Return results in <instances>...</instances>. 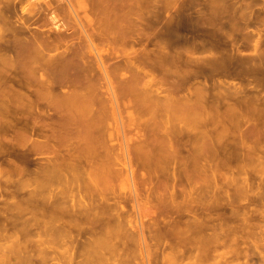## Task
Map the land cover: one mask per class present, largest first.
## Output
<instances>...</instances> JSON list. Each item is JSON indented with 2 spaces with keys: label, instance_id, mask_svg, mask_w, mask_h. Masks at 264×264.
Instances as JSON below:
<instances>
[{
  "label": "bare ground",
  "instance_id": "obj_1",
  "mask_svg": "<svg viewBox=\"0 0 264 264\" xmlns=\"http://www.w3.org/2000/svg\"><path fill=\"white\" fill-rule=\"evenodd\" d=\"M30 1L23 6L19 0H0V264H131L139 253L145 259L143 226H131L127 205L137 211L159 210L153 223L157 236L163 231L164 236L169 225L167 209L178 216L167 231L186 233L181 214L190 182L206 186L215 168L241 161L242 155L253 157L256 143L264 139V44L255 43L251 55L244 56L242 40L250 36L243 35L241 42L234 37L241 30L261 36L257 27L249 30L259 18L252 10L259 0H161L178 3L168 18L155 6L157 0L150 11L155 39L140 41V49L134 48L133 38L138 0H117V11L102 8L104 0H90L82 16L77 0ZM41 9L44 23L33 25ZM101 12L103 21L96 17ZM68 15L79 29L77 45H70L75 48L67 46L65 37L74 29ZM49 25L54 38L42 33ZM128 46L126 65L133 73L117 86V63L110 66L104 55H117ZM199 51L209 56L195 57ZM136 55L152 65L131 62ZM222 72L235 82L222 80ZM131 127L135 133L127 136L125 129ZM250 140L253 148L246 145ZM34 156L40 161H33ZM202 222L188 228L209 224ZM213 237L179 243L185 245L181 255L195 251L193 264L207 261L224 239ZM250 238L247 232L246 257L251 264H264V250Z\"/></svg>",
  "mask_w": 264,
  "mask_h": 264
},
{
  "label": "rangeland",
  "instance_id": "obj_2",
  "mask_svg": "<svg viewBox=\"0 0 264 264\" xmlns=\"http://www.w3.org/2000/svg\"><path fill=\"white\" fill-rule=\"evenodd\" d=\"M25 1H27V0H25ZM25 1L23 0V1H21V0H19V2H23L22 4H23V6H25L26 5V3H25ZM31 1H33V0H31ZM30 1V2H31ZM73 1H75V0H73ZM78 2H79V4L81 3V7L79 8V13H80V15L82 16V11H84L83 9H87V10H89V8H90V0H77ZM105 2H104V5L105 6H102V8L104 7V9L105 8H109V10H111V9H114V11L116 10L117 11V0H112V2H111V0H104ZM107 1V2H106ZM108 1H110V2H108ZM139 1V7H137L136 8V12H135V15L133 16V21L135 22V25H136V28H135V30H134V32H133V38L137 41V43H136V45L134 46V48L135 49H140V46L138 45V43L141 41L142 43H144L145 41H146V38H148V37H150L151 38V40H153V39H155L154 37H152L151 36V34L154 32V29H153V26H152V23H151V18H150V11L152 10V8H153V6H154V4H155V2L157 1V0H138ZM262 1H264V0H259V2L255 5V6H253L252 7V10H253V12H254V14L255 15H259V18L257 19V20H255V18H254V20H253V27H250L249 28V30H254L255 29V27H257L258 29H260V30H262V32H261V36L260 37H258L256 34H252L251 32H249V31H246V30H241V31H239V32H236L235 34H234V37L237 39V41L239 42H241V40H242V36L243 35H249L250 37H249V39L247 40V41H245V40H242L243 41V43H245L246 45H247V48L246 49H240V54L241 55H244V56H248V55H251V52H252V50H253V47H254V45H255V43H257V42H259L260 44H264V3H262ZM158 2H159V4H155V6L156 7H161L162 8V16L164 17V18H168L169 16H173L176 12H177V10H178V3H175L176 1H173V2H169V3H165L164 2V4H162V2H161V0L159 1L158 0ZM21 3H19V4H21ZM25 3V4H24ZM60 3H62V2H60ZM18 4V5H19ZM22 4L21 5H19V6H17V8L18 9H20V6L22 7ZM58 4V3H57ZM75 4V3H74ZM116 4V5H115ZM28 5V4H27ZM85 8H84V7ZM83 7V8H82ZM38 7H36V9H37ZM82 8V9H81ZM111 8V9H110ZM17 9V10H18ZM67 11V10H66ZM103 11V10H102ZM18 12H20V10H18ZM45 12H43L42 11V9L41 10H39L38 11V16H37V19H36V17H34V21L33 20H31L32 21V23L33 22H35V20H36V24L35 23H33V25H36V26H42L43 25V23H44V20H45V14H44ZM88 13H90V17H92V14H91V12H88ZM42 14V15H41ZM67 14V13H66ZM99 17H98V16ZM41 16V17H40ZM68 17V24L69 25H71L72 27H74L73 26V24H75V21H74V19H73V17L72 18H70L71 16L70 15H68L67 16ZM94 17H95V15H94ZM96 17H98V18H100V17H102L101 19H102V21H103V18H104V16H103V12H101L100 13V15L99 14H96ZM71 19V20H70ZM73 20V21H72ZM40 21V22H39ZM40 23H42L41 25H39ZM84 23H85V21H84ZM49 27H50V25L49 26H47V27H43V30H44V32H42L43 34H46V35H48L49 37H52V38H54V36H55V34L54 33H52L51 31L52 30H50L49 29ZM77 26H75L74 27V29H72L71 31H69V33H66L65 34V37H67V40H68V44H67V46H70V45H72V43H75L76 44V42L78 43V41L76 40L77 39V34H79V29L77 30V28H76ZM46 29V30H45ZM76 29V30H75ZM74 30H75V32H74ZM54 32V31H53ZM42 33H40V34H42ZM76 33V34H75ZM50 34V35H49ZM52 35V36H51ZM67 35V36H66ZM76 37H75V36ZM75 44H73V45H75ZM77 45V44H76ZM73 46V47H71V48H75V47H77V46ZM70 48V49H71ZM149 48L151 49V46H149ZM63 49V48H62ZM62 49H60L59 51H61ZM188 49V48H187ZM128 52H130V47L128 46V47H126V49H125V51L124 52H121V51H119V50H117V55H114V54H112V55H104V57H105V60L107 61V63L110 65V66H113L115 63H117V86H119V85H124V80L127 78V76L129 77L130 76V74H132L133 73V71H131V70H129V68H127V65H126V61H127V58H128ZM51 53L52 54H56L57 53V51H51ZM205 56H209V53H203L202 51H199V52H197L196 53V55H195V57H199V58H202V57H205ZM90 59H92V58H90ZM131 62H133V63H137V62H143V64H142V67L143 66H148V67H150L151 65H152V61L150 60V59H144V57L142 56V55H136L135 57H133L132 58V60H131ZM158 70V73L160 74V75H162L163 74V71H164V68H158L157 69ZM219 77V76H218ZM124 79V80H123ZM221 79L222 80H225L228 84L229 83H232V82H235L234 80H233V78L228 74V73H223L222 72V74H221ZM237 81V80H236ZM168 82L169 81H167L166 82V86H169V84H168ZM64 90H65V88H63L62 89V91L64 92ZM130 110H134L135 111V107H133V108H129L128 109V111H130ZM126 112L124 111V113L122 114L123 115V119L125 120L126 119V114H125ZM142 119H146V117H143ZM123 120V121H124ZM109 122L111 123L112 121L111 120H109ZM123 123H125L126 124V120L123 122ZM126 130V133H128V135L127 136H133L132 134H134L135 133V130H134V128L133 127H131V128H128V129H125ZM237 136H235V138H236ZM233 138V137H232ZM231 138V136H229V141H231L230 139H232ZM239 138V137H238ZM238 138H236V139H238ZM251 141V140H250ZM131 144H133V142H130ZM129 143V144H130ZM249 145V144H251L252 145V147L251 148H253V144H254V142L252 143V141L251 142H248V143H246V145ZM257 144V146L255 147V148H257V150H256V153H254V155H253V153H252V155L251 156H253V157H250L249 158V156H247V155H242V157H243V159L241 158V161L240 160H233V161H231L230 162V165L232 166H230L229 164L227 165V167H221V168H215L214 170L216 171V174H215V172H214V174H215V176L211 179V181H208V184L207 185H209V183H210V187H207V185L206 186H204V183H203V181H201V182H199L198 183V181H195V182H192L193 183V185H192V183L190 182V185L191 186H193V187H191L190 185L189 186H187V188L186 189H188V192H186L187 194H185V196H184V201H185V204H183L184 205V207L186 208L185 209V211L183 212V214H181V221H183V225L184 226H186L187 228H185L183 225H182V227H181V229L182 230H184V228H185V231H186V233L185 232H183V233H176L175 231H174V234H173V232H169L172 228V226H173V224L175 223V221H177L178 220V216L176 215V214H174L172 211L170 212V209H167V210H165V213L167 214H164V216L166 217V220H167V222H168V226H165V228H164V230H165V235L163 236V233H164V231H163V233H162V236H157V234L155 233V229L156 228H154V220L157 218V216H158V214H159V210H153V212H152V209H148V210H135V209H133L132 208V206H131V204H128L127 205V210H128V213H127V217L129 216V220L131 221V226H135L136 227V225L137 226H139L140 225V223H142V231H143V233H144V237L146 238L145 240H146V244L148 245L147 246V250H148V252L147 253H149V254H147V258H146V256H144V258L145 259H143V258H141V256L139 257V255H140V253L139 254H137V252H136V250H138V249H136V247H135V253L137 254V257L139 258V261H138V258H136V256L134 257V254H133V257L135 258L134 260H133V264H136V263H138V264H173L174 262H175V264H193V263H195L196 261V259H194V258H192L191 256H193V254H194V256H196L195 255V251H193L192 253H187L186 255H187V257H186V255L184 256L183 255V253H182V255H181V252H183L185 249H183L184 248V246L185 245H183V247L181 246L183 243L185 244V242H183V241H187L188 243L190 242V241H197V240H202V241H205L204 239H208V237L209 238H211L212 237V239L214 238L213 236H216V240H218L219 238L220 239H223V242H221L222 240H220V242H219V240L217 241V243L218 244H220V243H222V246H221V248H218V246H217V251H218V249H219V251L218 252H215V254H211L213 251H211L210 252V255H212L213 257H211L210 258V256H208V259L210 258V260L208 261V259L206 258V260L207 261H205V259L204 260H202V261H200V262H204L205 264H210V263H214V264H228V262L231 260V259H229V258H232L233 257V254H234V257H236L235 258V260H234V257H233V261L231 260L230 262H232V263H230L229 262V264H235L234 262H236V264H239V263H241L242 261V263L241 264H251V262H249L250 261V259H249V257H246L247 255L249 256V252L247 251L248 250V245L247 244H249V243H247L246 244V240H245V236H246V233L247 232H249L250 233V236H251V238H250V241H252V239H253V241H255V243L257 244V245H259V248L261 249V250H264V249H262V247H264V221H262V220H264V219H262V217H264V203H261L262 201H264V200H261V198L262 199H264V196H262V195H264V167H262V166H264V150H262V149H264V148H262V147H264V146H262V145H264V139H261L260 140V142H258V143H256ZM255 144V145H256ZM262 146V147H261ZM249 147V146H248ZM247 146H245V148H247L248 150L250 149V148H248ZM244 148V150H246ZM259 150H261V152L259 151ZM252 151V150H251ZM255 152V151H254ZM245 154V153H244ZM259 156H258V155ZM261 155V156H260ZM246 156V157H245ZM36 156H34L33 157V161H36L37 159H38V161H40V159L39 158H35ZM256 157H258V158H256ZM261 157V158H260ZM245 158V159H244ZM246 158H247V161H246ZM253 159H254V161H253ZM256 159V160H255ZM251 160V161H250ZM235 161V162H234ZM244 161V162H243ZM258 161H260V162H258ZM246 162V163H245ZM255 162H257V163H255ZM262 162V163H261ZM259 163V164H258ZM258 166H257V165ZM243 165V166H242ZM237 167H239V168H237ZM240 167H241V169H240ZM244 168V170H243V168ZM243 170V171H242ZM255 170V171H254ZM259 170H260V172H259ZM240 172V173H239ZM242 172H244V173H242ZM257 172V173H256ZM242 173V174H241ZM241 174V175H240ZM239 175V176H238ZM232 177V178H231ZM231 178V179H230ZM215 179V181H212V180H214ZM229 180V181H228ZM233 180V181H232ZM237 180V181H236ZM120 181H122V180H120ZM231 181H232V183L234 184H231ZM123 182V181H122ZM238 182V183H237ZM118 183H121V182H118ZM194 183L195 184H198V186L197 185H194ZM207 183V182H206ZM229 185H228V184ZM201 184H202V187H201ZM119 185H121V186H123V187H125L124 185H122V184H118L117 186L119 187ZM199 185H200V187H199ZM196 186V187H195ZM123 187H121V188H123ZM198 187V188H197ZM243 187V188H242ZM259 188H261L262 190H257V189H259ZM190 189V190H189ZM194 189V190H193ZM235 189H239V191L237 190H235ZM118 190H120V188L118 189ZM200 190H202V191H200ZM204 190V191H203ZM251 190V191H250ZM187 191V190H186ZM192 191H195L194 193L192 192ZM197 191H200L199 193L197 192ZM240 191H242V192H240ZM261 192V194H260V192ZM192 192V193H191ZM205 194H203V193ZM236 192V193H235ZM240 192V193H239ZM245 192V193H244ZM257 192H259V193H257ZM189 193V194H188ZM198 195H200V196H198ZM257 193V194H256ZM193 194V195H192ZM195 194H196V196H195ZM202 194V195H201ZM242 194H244V195H242V197H241V195ZM191 195V196H190ZM218 195V196H217ZM235 195H237V196H235ZM259 195H261V196H259ZM188 196V197H187ZM186 197V198H185ZM189 197H190V199H189ZM194 197V199H196V200H198V202L195 200V201H193V199H191V198H193ZM201 199H200V198ZM217 197V198H216ZM260 197V198H259ZM205 198V199H204ZM236 198H238V200L236 199ZM251 198H253V199H251ZM213 199V200H212ZM220 199H222V201L220 200ZM227 199H229V200H233L232 202L231 201H229V200H227ZM244 199V200H243ZM251 199V200H250ZM191 200H192V204H194V205H196V206H194V205H192L191 204ZM201 200H202V202H204L203 203V205L205 204V202H206V204L204 205L205 207L203 208V206H202V202H201ZM212 200V201H211ZM214 200H216V201H214ZM222 202V203H218V202H220V201ZM235 200H236V203H237V201H238V203L236 204L235 203ZM242 200V201H241ZM207 201H210V204H214L213 206H211V205H209V202L207 203ZM218 201V202H217ZM229 202H231L230 203V205L229 206H227L228 205V203ZM254 201V202H253ZM256 201V202H255ZM195 202V203H194ZM201 202V203H200ZM224 202H225V204H226V206H225V204H224ZM168 203H169V201H168ZM188 203V204H187ZM241 203V204H240ZM257 204V205H253V204ZM200 204H201V206H202V208L203 209H205L204 211H203V209L202 208H200ZM215 204L216 205H218L219 207H221V208H219V207H217V206H215ZM223 204H224V206H223ZM232 204V205H231ZM233 204H234V206H233ZM243 204V205H242ZM262 204V205H261ZM182 205V206H183ZM198 205V206H197ZM208 205V206H207ZM261 205V206H260ZM189 206H191V207H189ZM207 206V207H206ZM242 206V207H241ZM245 206V207H244ZM209 207V208H208ZM210 207L212 208L211 210H210ZM214 207V208H213ZM227 207V208H226ZM229 207V208H228ZM231 207V208H230ZM232 207H233V209L236 207L237 208V211H239L238 209H240V213L239 212H236V208L234 209V210H232ZM260 207H261V209H260ZM188 208H189V210H190V212L188 211ZM222 208H223V210H222ZM243 208V209H242ZM247 208V209H246ZM229 209V210H228ZM245 209V210H244ZM250 209V210H249ZM213 210V211H212ZM216 210V211H215ZM218 210V211H217ZM243 210V211H242ZM247 210V211H246ZM260 210V211H259ZM155 211V212H154ZM200 212V214L198 213V212ZM202 211V212H201ZM226 211V212H225ZM242 211V212H241ZM246 211V212H245ZM187 212V213H186ZM205 212H207V213H205ZM209 212V213H208ZM214 212V213H213ZM218 212L220 213V214H218ZM224 212V213H223ZM244 212H245V215H244ZM260 212V213H259ZM205 213V214H204ZM211 213V214H210ZM239 213V214H238ZM213 214V215H212ZM227 218H224V216ZM236 214H238V215H236ZM241 214V215H240ZM261 214V215H260ZM188 215V216H187ZM191 215V216H190ZM204 215H205V217H204ZM211 215V216H210ZM219 215L221 216L220 218H219ZM243 215V216H242ZM250 215V216H249ZM254 215H256V216H254ZM216 216H217V218H216ZM238 217L239 219H237L236 217ZM245 216V217H244ZM189 217V218H188ZM195 217H197L198 219L199 218H201V219H199V220H197ZM211 219H209V218ZM188 218V219H187ZM216 218V219H215ZM232 218V219H231ZM245 218V220H243ZM252 220H251V219ZM193 219H195V220H193ZM203 219V220H202ZM209 219V220H208ZM221 219V220H220ZM223 219H225V220H223ZM237 220V222L239 223H237L236 222V220ZM250 219V220H249ZM173 220V222H170V221H172ZM192 220V221H191ZM199 221L200 223H198L197 221ZM225 222H223V221ZM228 220H229V222H228ZM231 220V221H230ZM236 222H234V221ZM239 220V221H238ZM186 221H188V222H186ZM195 221H196V223H195ZM203 221V222H202ZM208 221V222H207ZM217 221V222H216ZM240 221H242V222H240ZM186 222V223H185ZM191 222V223H190ZM201 222L202 223H204L205 225H206V223H209V224H207V226L206 227H204V228H206V229H197V228H195V229H189L188 227H190L191 225H192V223H193V226H194V224L196 225V227H197V225H201ZM213 222V223H212ZM217 224H216V223ZM221 222H223V223H221ZM244 222V223H243ZM249 222H250V224H251V226H250V224H249ZM137 223V224H136ZM171 223H172V225H171ZM188 223V224H187ZM211 223H212V225H211ZM214 223H215V225H214ZM221 223V224H220ZM240 223H242V225L243 226H241V224ZM261 223V224H260ZM191 224V225H190ZM219 224V225H218ZM223 224V226H221ZM231 224H233V225H231ZM239 226H238V225ZM245 224V225H244ZM247 224H248V226H247ZM255 224V225H254ZM211 225V226H210ZM228 225V228L226 227ZM238 227H237V226ZM257 225V226H256ZM153 226V227H152ZM169 226H171V227H169ZM230 226V227H229ZM234 226V227H233ZM247 226V227H246ZM259 226V227H258ZM166 227H168V229H169V231H167L168 229L166 228ZM192 227V226H191ZM211 227H212V229H211ZM217 227V228H216ZM219 227V228H218ZM223 229H222V228ZM232 227V228H231ZM241 227H246V229L245 228H241ZM253 227L255 228V229H253ZM237 229L236 230V232H235V230H233V229ZM187 229V230H186ZM207 229H209V230H207ZM217 229L219 230V232L217 231ZM134 230V229H133ZM193 230H196V233L195 232H193ZM200 230V231H199ZM223 230V231H222ZM234 232H233V231ZM246 232V233H243L244 231ZM168 233H167V232ZM187 231H190V233L188 234V232ZM206 231V232H205ZM215 231V232H214ZM225 231V232H224ZM227 231V232H226ZM238 231V232H237ZM243 231V232H242ZM192 232V233H191ZM200 232V233H199ZM208 232V233H207ZM213 234H212V233ZM217 232V233H216ZM223 232V233H222ZM252 232V233H251ZM169 233H171V235L169 234ZM202 233V234H201ZM214 233L216 234V235H214ZM219 233V234H218ZM155 234V235H154ZM185 234V235H184ZM191 234V235H190ZM192 234H193V236H192ZM210 234V235H209ZM212 234V235H211ZM228 234H229V236L232 238H230V237H228ZM237 236L236 238H235V236ZM254 234V235H253ZM167 235V236H166ZM177 235H182V236H177ZM191 237H190V236ZM224 235H227V236H224ZM232 235V236H231ZM240 235H242L243 237L241 238V236ZM155 236V237H154ZM194 236H195V238H194ZM200 236V237H199ZM202 236V237H201ZM204 236V237H203ZM207 238H206V237ZM238 236H240V237H238ZM253 236H254V238H253ZM200 239H199V238ZM233 237L235 238V239H233ZM261 237V238H260ZM157 240V241H155V239ZM169 238V239H168ZM178 238V239H177ZM218 238V239H217ZM244 238V239H243ZM161 240V242H163V243H161L160 242V240ZM166 239V240H165ZM174 239H176V240H174ZM190 239V240H189ZM195 239V240H194ZM197 239V240H196ZM227 239V240H226ZM229 239V240H228ZM261 239V240H260ZM159 240V241H158ZM189 240V241H188ZM200 240V241H201ZM234 240H236L235 242H234ZM242 240V241H241ZM260 240V241H259ZM200 241H197V242H200ZM225 241V242H224ZM230 241V242H229ZM245 241V242H244ZM159 242V243H158ZM169 242H170V244H169ZM178 242V243H177ZM227 242H228V244H227ZM179 243H181V245L179 244ZM179 244V245H178ZM227 244V245H226ZM253 244V243H252ZM159 245V246H158ZM162 245V246H161ZM170 247H169V246ZM229 245H231V246H229ZM245 245V246H244ZM176 246V247H175ZM178 246V247H177ZM240 248H239V247ZM242 246V247H241ZM164 247H166V249L164 248ZM223 247V248H222ZM225 247L227 248V249H225ZM230 247V248H229ZM179 250L180 248H182L181 249V251L179 250H177V249ZM163 249H165V250H163ZM225 249V250H224ZM239 249V250H238ZM241 249V250H240ZM243 249V250H242ZM245 249V250H244ZM222 252H221V251ZM224 250V251H223ZM160 253H159V252ZM225 251H227V252H225ZM228 251L230 252V254L228 253ZM245 251V252H244ZM247 251V252H246ZM158 252V253H157ZM161 252H163V254L161 253ZM179 252H180V254H179ZM195 252V253H194ZM213 252V253H214ZM224 252V254H222ZM233 252V253H232ZM242 252V253H241ZM174 253V254H173ZM226 253V254H225ZM228 253V254H227ZM232 253V254H231ZM244 253V254H243ZM245 253H247V254H245ZM135 254V255H136ZM192 254V255H191ZM217 254V255H216ZM236 254V255H235ZM237 254H239V256L237 255ZM242 254H243V257L245 256V258H246V261H245V258H243L242 257ZM168 255V256H167ZM190 255V256H189ZM221 255H230V256H228V257H226V256H223L222 258L224 259H220V256ZM172 256H174V258L172 257ZM193 256V257H194ZM217 256H219V257H217ZM239 258H238V257ZM167 257V258H166ZM170 257V258H169ZM188 257H189V261H188ZM191 257V258H190ZM217 257V258H216ZM224 257H226L227 259H228V261H227V259L226 258H224ZM163 258H165V259H163ZM186 258H187V260H186ZM213 258H214V260H213ZM240 258H242V260H239ZM115 259L117 260V255H116V257H115ZM137 259V260H136ZM147 259V260H146ZM167 259H169V260H167ZM170 259H172L171 261H172V263H170ZM178 259H179V261H178ZM194 259V262L192 261ZM217 259V260H216ZM226 259V260H225ZM247 259H249L248 260V262H247ZM167 260V261H166ZM212 260V261H211ZM109 261H111V260H109ZM109 261H108V263H109ZM136 261H138V262H136ZM144 261V262H143ZM182 263H181V262ZM221 261V262H220ZM223 261H224V263H223ZM136 262V263H135ZM193 262V263H192ZM217 262V263H216ZM225 262H227V263H225ZM239 262V263H238ZM113 263V262H112ZM111 263V264H112ZM117 263V262H116ZM116 263H114V264H116ZM131 263V264H132ZM199 263V262H198ZM197 263V264H198ZM201 263V264H202ZM203 263V264H204ZM212 263V264H213ZM110 264V263H109Z\"/></svg>",
  "mask_w": 264,
  "mask_h": 264
}]
</instances>
